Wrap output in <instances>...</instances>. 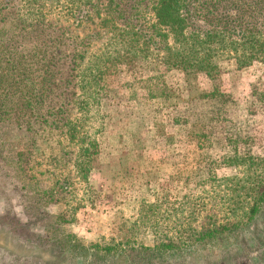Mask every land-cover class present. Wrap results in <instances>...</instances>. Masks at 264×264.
I'll list each match as a JSON object with an SVG mask.
<instances>
[{
  "label": "rangeland",
  "instance_id": "374dc122",
  "mask_svg": "<svg viewBox=\"0 0 264 264\" xmlns=\"http://www.w3.org/2000/svg\"><path fill=\"white\" fill-rule=\"evenodd\" d=\"M118 1L142 11L139 27L148 34L153 14L147 6L154 0ZM74 27L77 35L91 40L89 52L109 48L112 33L106 34L93 21L78 25L70 20L60 31L69 33ZM131 42L126 36L121 46ZM152 52L146 51V59L120 64L106 78L100 91L106 133L99 137L100 166L87 184L75 174L76 151L65 133L45 130L36 147L25 146L26 139L19 147L24 133H17L13 122H0V264H68L76 254L49 246L55 238L70 233L72 244L77 237L90 246L122 223L131 225L135 201L156 203L166 194L179 199L197 193L212 176L239 173L226 162L235 154L264 157L263 64L239 69L234 60L220 56L219 72L209 77L200 71L169 69ZM160 77L167 93L156 100L144 86L155 92L161 83L150 79ZM72 109L69 116L80 117L78 109ZM82 126L84 121H79L77 127ZM17 152L25 154L20 166L15 163ZM237 237L236 243L232 239L223 249L217 245L212 251L203 250L197 245L188 247L184 255L172 257L170 251L154 260L156 264H264V206L249 230ZM224 249L229 253L221 255ZM123 256L125 261L118 262L120 256L113 263L128 264Z\"/></svg>",
  "mask_w": 264,
  "mask_h": 264
},
{
  "label": "trees",
  "instance_id": "16d2710c",
  "mask_svg": "<svg viewBox=\"0 0 264 264\" xmlns=\"http://www.w3.org/2000/svg\"><path fill=\"white\" fill-rule=\"evenodd\" d=\"M150 7L153 24L146 34L139 27L142 11L118 0H0V122H13L17 133H24L19 147H36L45 130L65 133L76 151L75 174L87 184L100 166L99 137L106 133L100 91L120 64L146 59V51H153L169 69L200 71L209 77L219 72L220 56L234 60L239 69L257 62L264 65V0H154ZM70 20L78 25L93 21L112 33L107 51L89 52L91 40L77 35L76 27L69 33L60 31ZM126 36L132 44L122 47ZM161 79H150L161 83L155 92L144 86L150 98L166 97ZM74 107L80 117L69 116ZM79 121H84L81 128ZM15 157L16 165L25 161L22 152ZM226 162L239 173L212 176L197 193L179 199L166 194L161 202L135 201L134 222L122 223L90 246L77 237L72 244L70 233L49 246L74 252L76 258L68 264H115L113 258L121 256L120 262L124 254L128 264H156L157 254L184 255L197 245L223 249L232 239L234 244L264 206V157L235 154ZM228 253L224 249L221 255Z\"/></svg>",
  "mask_w": 264,
  "mask_h": 264
}]
</instances>
